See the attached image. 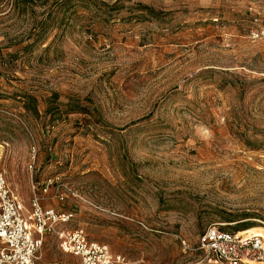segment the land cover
I'll use <instances>...</instances> for the list:
<instances>
[{
    "label": "rangeland",
    "instance_id": "374dc122",
    "mask_svg": "<svg viewBox=\"0 0 264 264\" xmlns=\"http://www.w3.org/2000/svg\"><path fill=\"white\" fill-rule=\"evenodd\" d=\"M0 173L122 264H213L264 224V0H0Z\"/></svg>",
    "mask_w": 264,
    "mask_h": 264
},
{
    "label": "built area",
    "instance_id": "2783aa9c",
    "mask_svg": "<svg viewBox=\"0 0 264 264\" xmlns=\"http://www.w3.org/2000/svg\"><path fill=\"white\" fill-rule=\"evenodd\" d=\"M54 179L44 183V190ZM74 213L43 207L39 197L32 198L28 209L0 173V264H46L43 246L47 235L54 236L61 252L71 259L63 264H122L125 255L107 244L89 238L82 227L69 229L63 224ZM199 248L213 264H264V224L244 230L225 229L210 224L199 236Z\"/></svg>",
    "mask_w": 264,
    "mask_h": 264
},
{
    "label": "crops",
    "instance_id": "0c3cea01",
    "mask_svg": "<svg viewBox=\"0 0 264 264\" xmlns=\"http://www.w3.org/2000/svg\"><path fill=\"white\" fill-rule=\"evenodd\" d=\"M47 237H52V238H54V239H56L54 236H52V235H47L46 236V239H47ZM57 240V239H56ZM45 242H46V240H45ZM44 245H45V243H44ZM57 246H58V241H57ZM44 247V246H43ZM42 252H43V250H42ZM44 262V261H43ZM47 264V263H46ZM55 264H59V263H55Z\"/></svg>",
    "mask_w": 264,
    "mask_h": 264
},
{
    "label": "trees",
    "instance_id": "16d2710c",
    "mask_svg": "<svg viewBox=\"0 0 264 264\" xmlns=\"http://www.w3.org/2000/svg\"><path fill=\"white\" fill-rule=\"evenodd\" d=\"M31 98V97H30ZM33 100H36L34 97H32Z\"/></svg>",
    "mask_w": 264,
    "mask_h": 264
}]
</instances>
